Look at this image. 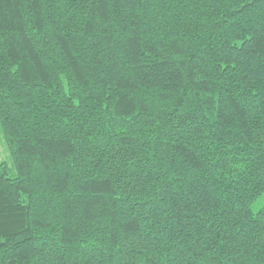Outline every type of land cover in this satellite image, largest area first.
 I'll list each match as a JSON object with an SVG mask.
<instances>
[{"label":"trees","instance_id":"trees-1","mask_svg":"<svg viewBox=\"0 0 264 264\" xmlns=\"http://www.w3.org/2000/svg\"><path fill=\"white\" fill-rule=\"evenodd\" d=\"M0 264H264L261 0H0Z\"/></svg>","mask_w":264,"mask_h":264},{"label":"rangeland","instance_id":"rangeland-1","mask_svg":"<svg viewBox=\"0 0 264 264\" xmlns=\"http://www.w3.org/2000/svg\"><path fill=\"white\" fill-rule=\"evenodd\" d=\"M9 159V154L6 150V147L0 137V162L7 161Z\"/></svg>","mask_w":264,"mask_h":264},{"label":"snow or ice","instance_id":"snow-or-ice-1","mask_svg":"<svg viewBox=\"0 0 264 264\" xmlns=\"http://www.w3.org/2000/svg\"><path fill=\"white\" fill-rule=\"evenodd\" d=\"M262 3H264V0H261Z\"/></svg>","mask_w":264,"mask_h":264}]
</instances>
